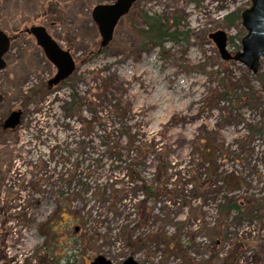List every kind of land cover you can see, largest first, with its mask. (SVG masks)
I'll list each match as a JSON object with an SVG mask.
<instances>
[{"label": "rangeland", "instance_id": "1", "mask_svg": "<svg viewBox=\"0 0 264 264\" xmlns=\"http://www.w3.org/2000/svg\"><path fill=\"white\" fill-rule=\"evenodd\" d=\"M115 1L0 0V29L17 37L0 71V264L98 255L264 264V58L254 73L209 38L219 29L243 37L242 22L225 16L251 0H137L98 50L92 11ZM145 12L182 15L191 37L143 42ZM32 25L76 59L53 89L56 69L27 33ZM241 40L228 43L231 53ZM103 79L112 82L105 99ZM16 109L20 124L5 130ZM146 185L158 195L146 198ZM231 203L241 211H222Z\"/></svg>", "mask_w": 264, "mask_h": 264}, {"label": "water", "instance_id": "2", "mask_svg": "<svg viewBox=\"0 0 264 264\" xmlns=\"http://www.w3.org/2000/svg\"><path fill=\"white\" fill-rule=\"evenodd\" d=\"M136 0H116L112 4L95 6L92 18L97 24L101 35L100 45L107 46L113 39L115 29L120 19L127 14ZM252 5L241 12L242 24L247 33L242 38V49L231 53L228 49V34L219 29L209 34L225 60H235L244 63L256 73L260 68V60L264 58V0H251ZM32 34L37 44L43 49L48 59L57 66V71L48 79V87L53 88L67 79L76 69V60L68 49L62 48L43 25H32L26 28ZM10 45L9 35L0 30V71L6 67L5 53ZM4 95L0 92V103ZM1 113V108H0ZM23 110H12L3 121L4 129L16 128L22 119ZM77 230V229H76ZM89 264H114L103 255H98ZM123 264H141L133 257L127 258Z\"/></svg>", "mask_w": 264, "mask_h": 264}, {"label": "trees", "instance_id": "3", "mask_svg": "<svg viewBox=\"0 0 264 264\" xmlns=\"http://www.w3.org/2000/svg\"><path fill=\"white\" fill-rule=\"evenodd\" d=\"M196 3H199L200 0H193ZM135 5V4H134ZM133 5V7H134ZM132 7V8H133ZM132 11V9H131ZM131 11L127 14L129 15ZM140 27L137 31L138 36L153 47L163 48L167 43H180L188 40L191 37V33L187 28V24L185 18L180 15H165L159 13H149L145 12L140 17ZM225 21L229 24H234L236 21H241V9L237 11L231 12L225 16ZM91 22L96 27L93 19L91 18ZM241 39V34L238 36H229V42L233 43L235 38ZM11 40L13 41L17 37L15 35H10ZM238 47H241V44H238ZM104 47L99 46L98 50H103ZM93 50L90 55L93 54ZM68 80V79H67ZM66 80V81H67ZM65 81V82H66ZM63 82V83H65ZM62 83V84H63ZM111 81L108 79H103L102 84L99 88L102 99H105L107 93H110V89L112 88ZM74 102L71 103V107H74ZM119 105H115V109L118 110ZM158 187H154L151 185H146L144 189V195L146 198H151L158 195ZM228 209H232L236 211V214L241 211V206L237 203L227 204L223 207L222 211H226Z\"/></svg>", "mask_w": 264, "mask_h": 264}, {"label": "flooded vegetation", "instance_id": "4", "mask_svg": "<svg viewBox=\"0 0 264 264\" xmlns=\"http://www.w3.org/2000/svg\"><path fill=\"white\" fill-rule=\"evenodd\" d=\"M7 54H8V53H5V56H4V58L7 56ZM44 55H45V57L48 59V57L46 56V54H45V53H44ZM5 60H6V58H5ZM48 60H49V59H48ZM49 61H50V60H49ZM50 63H51V64H52V65L55 67V69H56V71H57V66H56L54 63H52L51 61H50ZM6 66H7V61H6ZM55 73H56V72H55ZM53 76H54V75H53ZM47 82H48V81H47ZM60 84H61V83H60ZM58 85H59V84H58ZM46 86H47V88H48V89H53V88H55V87H56V86H54L53 88H49V87H48V83H47V85H46ZM4 97H5V96H4Z\"/></svg>", "mask_w": 264, "mask_h": 264}]
</instances>
